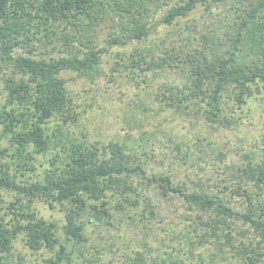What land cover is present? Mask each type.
<instances>
[{
    "label": "trees",
    "instance_id": "obj_1",
    "mask_svg": "<svg viewBox=\"0 0 264 264\" xmlns=\"http://www.w3.org/2000/svg\"><path fill=\"white\" fill-rule=\"evenodd\" d=\"M199 13L201 26L192 18ZM102 24L110 25L107 47L134 46L132 68L181 74V82L159 86L161 108L234 132L244 125L235 117L243 106L256 97L264 109V0H0V193L7 195H0V264H25L16 241L48 253L42 264H71L68 245L83 255L88 225L110 224V199L123 213L143 198L154 219L151 189L189 212L188 256L137 252L129 264H264V134L262 156L248 151L239 162L196 136L191 154L168 140L175 160H216L204 183L190 185L151 171L150 134L138 137V149L65 136L78 118L61 73L97 70L108 51L96 40ZM161 28L160 42H151ZM36 155L48 156L40 174ZM35 203L57 206L61 228L38 216ZM205 246L213 250L194 254Z\"/></svg>",
    "mask_w": 264,
    "mask_h": 264
},
{
    "label": "rangeland",
    "instance_id": "obj_2",
    "mask_svg": "<svg viewBox=\"0 0 264 264\" xmlns=\"http://www.w3.org/2000/svg\"><path fill=\"white\" fill-rule=\"evenodd\" d=\"M192 18L195 24L199 26L203 24L204 18H200V13ZM164 31L165 29L162 28L154 31V34H151V42L155 41V44H158ZM109 32L110 25L106 24L100 25L97 30L96 40L99 47L103 46L108 51L102 55L96 71L85 75L72 71L61 73L72 100L71 111L76 113L78 118L75 125L70 124L62 130L65 136L86 143L115 141L138 149L135 142L138 137L150 134L149 144L154 153L150 165L151 171H163L170 174L175 182L186 185H190L196 179L204 183L207 174H210L213 168L211 164L216 160L200 162V160H194L192 155L184 163L181 159L175 160V152L170 150L172 148L170 141L182 144V152L189 154L195 150L194 136L211 141L209 144L212 150L216 148L227 154V162H239L241 155L248 151L259 157L262 156L263 152L260 148L263 143L259 139L264 134L262 100L255 97L243 106L242 110H238L235 117L242 118L244 125L236 132L228 129L214 131L204 124H196L194 116L174 114L171 110L161 108L154 101L155 93L161 83L169 81L177 84L182 80L181 74L157 72L153 75L151 72L141 73L136 68H132L127 56L134 46L130 44L129 47L111 45L107 47L105 38H108ZM169 40L170 37L167 43ZM1 77L0 74V98L3 97ZM50 125L55 128L52 124ZM153 133L156 135L153 136ZM35 158L36 173L40 174L47 167L48 156L36 155ZM211 186L213 191L216 190L213 185ZM1 194L4 197L7 196L4 193ZM145 194L150 198L152 206H155L154 219L149 217L143 198H139L140 203L137 207L125 210L123 213L113 208L115 201L110 199L108 209L111 216L108 219L110 224L88 225L85 231L88 240L81 248L83 255L75 249L72 251L71 245H68V251H71V264H108L110 262L129 264L128 258H134L137 252L146 256L149 253L155 255L156 250L162 254L171 253L181 258L184 255V258L188 256L189 247L183 244L185 236L182 232L185 224H191V220H187L189 212H186L185 206L177 199L162 197L155 189ZM34 208L38 216L54 221L59 229L63 225V214L57 206L50 209L47 205L35 203ZM232 234L240 239L236 231H232ZM14 246V254H19L25 264H42V257L48 254L43 251L30 252L21 241H16ZM211 250L213 249L209 246L193 249L195 255L202 252L210 253ZM235 263L237 264L236 261Z\"/></svg>",
    "mask_w": 264,
    "mask_h": 264
}]
</instances>
